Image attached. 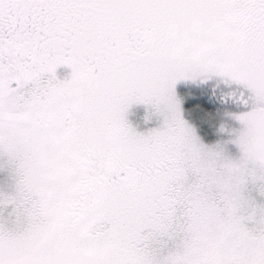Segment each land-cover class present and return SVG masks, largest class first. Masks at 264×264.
I'll list each match as a JSON object with an SVG mask.
<instances>
[{
	"label": "snow or ice",
	"instance_id": "6c2138e0",
	"mask_svg": "<svg viewBox=\"0 0 264 264\" xmlns=\"http://www.w3.org/2000/svg\"><path fill=\"white\" fill-rule=\"evenodd\" d=\"M0 264H264V0H0Z\"/></svg>",
	"mask_w": 264,
	"mask_h": 264
}]
</instances>
